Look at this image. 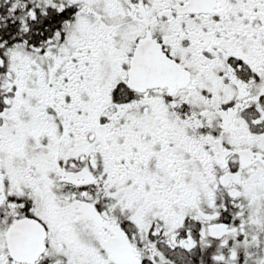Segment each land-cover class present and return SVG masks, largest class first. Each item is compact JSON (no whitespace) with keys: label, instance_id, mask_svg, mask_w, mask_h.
Here are the masks:
<instances>
[{"label":"snow or ice","instance_id":"obj_1","mask_svg":"<svg viewBox=\"0 0 264 264\" xmlns=\"http://www.w3.org/2000/svg\"><path fill=\"white\" fill-rule=\"evenodd\" d=\"M0 264H264V0H0Z\"/></svg>","mask_w":264,"mask_h":264}]
</instances>
